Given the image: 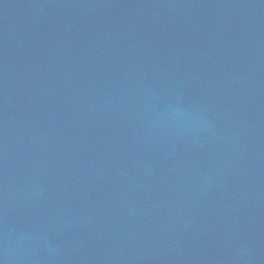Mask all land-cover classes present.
Returning a JSON list of instances; mask_svg holds the SVG:
<instances>
[{
    "label": "water",
    "instance_id": "obj_1",
    "mask_svg": "<svg viewBox=\"0 0 264 264\" xmlns=\"http://www.w3.org/2000/svg\"><path fill=\"white\" fill-rule=\"evenodd\" d=\"M0 264H264V0H0Z\"/></svg>",
    "mask_w": 264,
    "mask_h": 264
}]
</instances>
